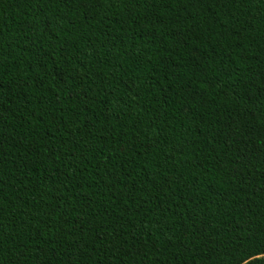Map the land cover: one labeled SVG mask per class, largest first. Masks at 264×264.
Listing matches in <instances>:
<instances>
[{
    "label": "trees",
    "instance_id": "trees-1",
    "mask_svg": "<svg viewBox=\"0 0 264 264\" xmlns=\"http://www.w3.org/2000/svg\"><path fill=\"white\" fill-rule=\"evenodd\" d=\"M0 264H264V0H0Z\"/></svg>",
    "mask_w": 264,
    "mask_h": 264
}]
</instances>
